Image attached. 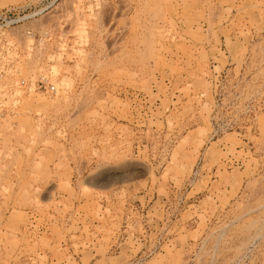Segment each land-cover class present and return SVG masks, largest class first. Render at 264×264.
<instances>
[{
  "label": "rangeland",
  "instance_id": "374dc122",
  "mask_svg": "<svg viewBox=\"0 0 264 264\" xmlns=\"http://www.w3.org/2000/svg\"><path fill=\"white\" fill-rule=\"evenodd\" d=\"M10 8L0 264H264V0Z\"/></svg>",
  "mask_w": 264,
  "mask_h": 264
},
{
  "label": "built area",
  "instance_id": "2783aa9c",
  "mask_svg": "<svg viewBox=\"0 0 264 264\" xmlns=\"http://www.w3.org/2000/svg\"><path fill=\"white\" fill-rule=\"evenodd\" d=\"M12 8L0 10V62H3V70H0V78L3 72L12 68ZM44 80L41 78L35 82V88L38 90H46ZM50 90L54 88L49 87Z\"/></svg>",
  "mask_w": 264,
  "mask_h": 264
}]
</instances>
